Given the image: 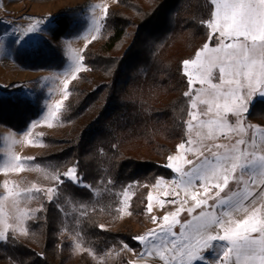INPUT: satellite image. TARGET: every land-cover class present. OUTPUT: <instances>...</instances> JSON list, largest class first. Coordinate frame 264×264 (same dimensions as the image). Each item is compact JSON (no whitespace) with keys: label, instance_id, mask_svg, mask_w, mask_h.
<instances>
[{"label":"trees","instance_id":"obj_1","mask_svg":"<svg viewBox=\"0 0 264 264\" xmlns=\"http://www.w3.org/2000/svg\"><path fill=\"white\" fill-rule=\"evenodd\" d=\"M80 12L61 8L37 47L14 54L16 63L60 70V42ZM212 12L210 0H120L107 11L99 35L82 53L89 72L69 88L63 112L68 128L43 136V150L33 158L62 180L53 184L51 200L37 194L26 235L9 233L0 242V264H70L75 244L85 250L78 264H91L88 252L136 245L130 228L111 229L120 198L135 186L131 211L142 214L148 188L172 176L167 154L185 141L189 108L182 62L208 41L205 22ZM10 87L1 90L0 123L22 132L40 116L41 99L23 96L20 85ZM247 117L264 126V101H256ZM74 166L82 185L63 176Z\"/></svg>","mask_w":264,"mask_h":264},{"label":"rangeland","instance_id":"obj_2","mask_svg":"<svg viewBox=\"0 0 264 264\" xmlns=\"http://www.w3.org/2000/svg\"><path fill=\"white\" fill-rule=\"evenodd\" d=\"M12 2L14 3L10 5ZM75 7H81L82 12L70 26V36L63 38L60 42V48L65 58L64 66L56 71L26 70L19 66L14 60V54L37 47L42 37L47 36V29L53 24V18L59 10ZM118 7H120V0H0V95L3 88L10 87L15 82L16 85L10 87L11 89L20 85L23 96L25 95L30 100L37 97L41 99L40 116L30 120L24 131L15 132L0 123V233H4L5 238L9 233L19 238L26 235V223L37 210L33 205L37 194L42 193L47 197L54 194L49 190L54 189L55 182H59L56 179L58 176L46 172L34 163L33 158L43 150V136L46 134L59 135L68 128L63 120V112L69 97V88L80 80L82 73L89 72L80 57H82L86 46L99 35L107 11ZM37 22H39L37 31L21 37L31 25L37 24ZM218 43V40L213 39L211 47H215ZM258 59L259 57H257ZM203 61L204 57L202 56L201 62ZM194 68L196 66L193 65L188 69L194 79L192 87L190 88L188 85L186 91L190 95L187 96L189 108L186 118L185 141L181 143L185 147L181 149L179 148L181 144H179L169 156H182L183 159L173 160L172 163L174 167L179 165L183 170H189L192 167L186 161L191 160L195 164L198 158L203 159L200 155L201 152L204 156H210L211 153L207 150L209 147L212 151L223 153L224 148L215 146L231 145L241 138L230 128L216 129L213 125L201 123V121L210 119L219 120L220 117L216 115L215 105H213L211 113L201 115V112L207 110V105L201 104L200 101L209 99L208 85H201L198 82L200 72L192 71ZM183 72L185 74L184 66ZM212 72L214 74L212 82L218 84L219 69L213 68ZM186 77L188 80L189 77L187 75ZM65 81H67V86H65ZM232 87L236 88L237 85H232ZM201 88L204 91L197 96L196 90ZM223 88L227 90L228 86L225 85ZM249 92H251L250 100H248ZM237 94L242 101L247 103L248 111L242 112L241 116L237 117L231 112L224 113L221 110L220 116L231 128L246 129V138L251 142L252 133L256 129L264 130V126L248 119L247 113L256 101H264V96L259 95L255 88H249L247 83L238 89ZM194 100L196 107H193ZM219 102L223 104L224 100L221 99ZM229 103H231V99H229ZM57 104H60L59 108L56 107ZM52 112L57 113L56 117L51 115ZM210 130H212V135H209ZM255 155H264V144L257 143ZM169 157L167 154V164ZM213 162H215L214 158ZM170 170L172 172L170 179L160 178L148 188L147 203L142 214H134L131 211L135 186H127L120 198L119 218L117 223L111 226V229L130 228L135 233V237L155 231L156 235L163 238L167 234L160 231V225L163 223L162 218L166 214L175 212L178 208L183 209L176 217L180 224H187L193 216L199 215L201 211L210 212L217 218H222L224 220L222 226L212 225L208 229L212 235H222L225 229H234L238 223L244 220L264 219V176L258 172L253 173L248 170L242 174L237 169L235 173H228L229 183L227 186H224L223 176L219 179L213 176L204 182V187H201L202 182L199 179H194L188 186L180 184L179 174ZM217 184L223 188L222 191L220 187L214 186ZM217 193H219V197H217ZM233 193L238 195L234 196ZM245 193H251L252 196L245 199ZM209 197L212 198L209 199ZM219 199L227 202L221 205L218 203ZM200 200H206L207 203L195 208L189 215L188 209L193 208ZM161 201H164L163 206H161ZM149 205L151 206L150 211ZM213 205L216 207L213 208ZM153 217H156L155 221H153ZM180 224L173 226L172 232L175 235H167V241L180 235ZM185 232H189L187 227ZM191 235L194 238H199L195 232ZM4 240H0V242ZM135 242L136 245L124 244L121 249L110 250L101 255L88 252V260L91 264H164L155 251H146L151 245H158L159 240L150 238L148 244H142L137 239ZM182 243H187V241H182ZM166 247H170V243ZM229 247L227 241H212L211 248L203 249L200 252L202 259L189 260L188 256L184 255L181 260L185 264H223L226 259L223 252ZM83 252L85 250L75 244L70 264H78ZM173 264H180V262L173 261ZM229 264H236L234 255L229 260ZM241 264H243V260Z\"/></svg>","mask_w":264,"mask_h":264},{"label":"snow or ice","instance_id":"obj_3","mask_svg":"<svg viewBox=\"0 0 264 264\" xmlns=\"http://www.w3.org/2000/svg\"><path fill=\"white\" fill-rule=\"evenodd\" d=\"M214 5L211 19L205 24L210 30L208 41L204 43L201 50L195 54V59L183 61L185 68V75L189 77L188 83L190 88L193 84V77L189 74V66H196L192 71L200 72L198 82L201 85L207 84V95L209 99L201 100V104L207 105V110L201 112V115H207L213 111L215 105L216 115L220 117L219 120L210 119L201 121L202 124H209L215 126L216 129L230 128L236 135H240L234 144L231 145H216V148H224L223 153L212 151L211 147L207 150L211 153L210 156H204L203 159H197L196 163L193 161H186L187 164L192 165L189 170H183L179 165H173V160L183 159L182 156L169 157V163L166 165L180 176L179 183L185 186L191 185L194 179H199L201 187H204V182L211 177L219 179L223 176L224 186L229 183L228 173H235L237 169L243 174L248 170L255 173L258 172L264 176V155L256 156L255 149L257 143L264 144V130L256 129L252 133L251 142L246 138L247 131L244 128L234 129L226 123L223 117L220 116L221 110L224 113L231 112L237 117L241 116L242 112H247V103L241 100L237 94L238 89L245 86L255 88L258 94L264 96V0H210ZM38 23L31 25L27 32H24L21 37L37 31ZM218 40L219 43L215 47H211L212 40ZM204 61L201 62V57ZM257 57L259 59L257 60ZM75 59V57H73ZM83 59V57H80ZM213 68L219 69V83H213ZM79 69L77 68V71ZM255 82V83H253ZM227 85L228 89L224 90L223 86ZM232 85H237L233 88ZM67 86V81H65ZM256 86H259L258 88ZM197 96L200 95L203 88L197 89ZM190 93L186 92L185 96ZM223 99L224 103L219 101ZM231 99V103H229ZM251 99V92L248 94V100ZM57 108L60 104L56 105ZM193 107H196L195 100ZM51 115L56 117L57 113L52 112ZM239 124V120L237 121ZM243 134V135H242ZM209 135H212L210 130ZM243 145V148H241ZM184 144L179 145L183 149ZM251 149V151H250ZM213 158L215 162H213ZM19 159V158H17ZM64 177L71 180L73 183L83 184L81 177L77 174L76 167L68 169L64 173ZM62 177L58 176L57 181H61ZM215 187L223 188L217 184ZM207 191V189H205ZM54 192V189H50ZM233 195H238L233 193ZM252 196L251 193H245L244 198L247 199ZM219 197V193H217ZM212 197H209L211 199ZM52 196L49 197V200ZM150 199V197H149ZM195 199V196H193ZM227 201L219 199L218 203L223 205ZM164 201H161L163 206ZM206 200L198 201L193 208L188 209L189 215L192 214L195 208L206 204ZM213 208L216 205L212 206ZM151 206L149 205V211ZM178 208L175 212L166 214L162 218V225L160 231L167 235H175L172 228L175 224H180L176 219L180 211ZM227 214V213H225ZM171 217V219H170ZM156 217H153V221ZM224 220L217 218L213 213L201 211L199 215L193 216L191 221L187 224H180V235L171 241H167V235L160 237L156 235L155 231L135 237L140 243L148 244L150 238L159 240L158 245L153 244L146 251H155L159 258L164 261V264H173V261H179L180 264H185L181 260L184 255L188 259H202L200 252L203 249H209L212 246V241H227L230 245L225 249L223 256L226 258L223 264H229L232 256H235L236 264H264V219L260 220H244L236 225L234 229H225L222 235H212L208 229L212 225H223ZM189 232H185V228ZM197 233L199 238H194L191 233ZM5 239V234L0 233V240ZM187 241V243H182ZM170 243V247H166ZM127 247V246H125Z\"/></svg>","mask_w":264,"mask_h":264},{"label":"built area","instance_id":"obj_4","mask_svg":"<svg viewBox=\"0 0 264 264\" xmlns=\"http://www.w3.org/2000/svg\"><path fill=\"white\" fill-rule=\"evenodd\" d=\"M169 156H171V152H170V153H168V157H169ZM167 159H168V158H167Z\"/></svg>","mask_w":264,"mask_h":264},{"label":"crops","instance_id":"obj_5","mask_svg":"<svg viewBox=\"0 0 264 264\" xmlns=\"http://www.w3.org/2000/svg\"><path fill=\"white\" fill-rule=\"evenodd\" d=\"M14 2L10 3V5H12Z\"/></svg>","mask_w":264,"mask_h":264}]
</instances>
